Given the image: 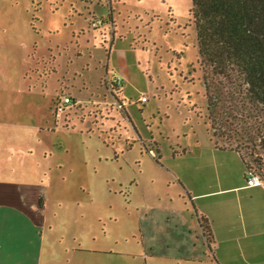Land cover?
I'll list each match as a JSON object with an SVG mask.
<instances>
[{"label":"rangeland","instance_id":"obj_1","mask_svg":"<svg viewBox=\"0 0 264 264\" xmlns=\"http://www.w3.org/2000/svg\"><path fill=\"white\" fill-rule=\"evenodd\" d=\"M190 5L0 0V140L31 138L12 157L21 183L46 197L41 264H210L177 253L175 223L163 210L182 203L184 191L169 172L209 161V170L232 174L239 163L215 149ZM111 73L121 83L109 88ZM237 108L220 120L254 125ZM226 196L242 205L261 197Z\"/></svg>","mask_w":264,"mask_h":264},{"label":"crops","instance_id":"obj_2","mask_svg":"<svg viewBox=\"0 0 264 264\" xmlns=\"http://www.w3.org/2000/svg\"><path fill=\"white\" fill-rule=\"evenodd\" d=\"M30 139H19L15 135L0 140V147H9V156L0 153V264H41L45 255L43 235L38 232L51 228L50 225L46 227V197L42 189L21 183L19 160L15 162L12 157L13 153L19 152L22 141ZM233 152L239 157V163L234 164L236 169L232 174L225 168L219 173L216 166L209 170V161L206 164L201 161L202 165L193 164L181 172H169V180L179 181L184 191L177 195L182 203L163 210H167L175 223L174 247L177 253L184 251L188 255L184 259L192 263L208 260L210 264H264V173L262 171L259 185L246 186L242 177L244 164L240 155ZM8 157L11 160H7ZM211 171L214 177L209 174ZM244 191L252 199L257 195L261 197L242 205L239 201L231 204L226 196ZM167 197V203L171 204L173 196L169 193ZM190 203H194L195 208H191ZM198 217L208 222L209 252Z\"/></svg>","mask_w":264,"mask_h":264},{"label":"trees","instance_id":"obj_3","mask_svg":"<svg viewBox=\"0 0 264 264\" xmlns=\"http://www.w3.org/2000/svg\"><path fill=\"white\" fill-rule=\"evenodd\" d=\"M189 17L195 29L198 62L203 72L206 119L215 146L235 151L244 168L264 170V0H190ZM224 83H215V78ZM104 83L106 79H103ZM106 84V83H105ZM66 97V96H65ZM230 102L237 100L236 104ZM228 101L227 106L224 102ZM246 111L242 130L220 120L233 108ZM231 123V122H230ZM231 125V124H230ZM221 143V145L218 144ZM249 148L247 156L242 148ZM248 157V158H247ZM209 250L208 222L198 217Z\"/></svg>","mask_w":264,"mask_h":264},{"label":"built area","instance_id":"obj_4","mask_svg":"<svg viewBox=\"0 0 264 264\" xmlns=\"http://www.w3.org/2000/svg\"><path fill=\"white\" fill-rule=\"evenodd\" d=\"M105 79L109 85V88H110L111 83H112V87L117 86L121 83L120 76H118L115 73L112 74L111 79H107V78H105ZM141 100L144 101L145 98L142 97ZM69 101L70 100L68 97L63 98L64 103H68ZM244 177H245V181H246V186H248V187L259 185L261 180H262V175L250 166L244 168Z\"/></svg>","mask_w":264,"mask_h":264},{"label":"flooded vegetation","instance_id":"obj_5","mask_svg":"<svg viewBox=\"0 0 264 264\" xmlns=\"http://www.w3.org/2000/svg\"><path fill=\"white\" fill-rule=\"evenodd\" d=\"M110 94L114 98V102H112L111 105L116 104L119 109L123 110L124 108H123L122 104L118 101V99L116 98V94L114 92H110ZM201 229H202V227H201ZM202 232H203V230H202ZM203 234H204V232H203Z\"/></svg>","mask_w":264,"mask_h":264}]
</instances>
